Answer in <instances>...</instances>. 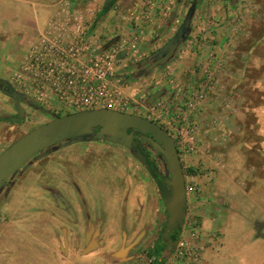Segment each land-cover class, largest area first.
I'll return each mask as SVG.
<instances>
[{
	"label": "rangeland",
	"instance_id": "374dc122",
	"mask_svg": "<svg viewBox=\"0 0 264 264\" xmlns=\"http://www.w3.org/2000/svg\"><path fill=\"white\" fill-rule=\"evenodd\" d=\"M193 1H186L185 12H188ZM218 1L223 5L220 13L224 12L231 31L229 35H226L227 39L224 44L220 43L216 35H212L214 37L204 38L207 42L204 48L196 46L198 38L192 37L196 35L194 32L198 33L192 28V21L196 16V5L191 20L192 35L181 43L168 62L154 67L148 74L147 64L144 68L145 66H140L139 63L131 64L130 61L122 63V65L126 63L129 65L124 71L129 75L125 78L123 88L132 98L128 113L157 123L175 139L186 183L188 187L195 189V191H189L188 194L187 228H190L188 227L190 224L200 232L205 247L203 260L212 261L213 263L210 264H240L239 256L245 254L249 264H256L255 257L264 255V246L250 250L252 242L234 232L228 235V241L221 252L219 249L220 254L212 257V254H217L216 251L213 253L211 250L218 248V236L222 232L218 229L203 230L200 210L198 211L196 206L197 200H200L199 194L202 193L200 187L212 183L219 173L222 176L219 179L221 188L232 189L235 184H245L250 191H263L264 193V0ZM105 7L110 8L109 5ZM138 11L129 10L127 14ZM186 14L183 13V18L178 25H181ZM113 19L114 26L110 27L112 32L109 36L122 35V27L117 24V18L114 16ZM105 27L102 26V28ZM7 29L3 28L5 31ZM224 37L225 35H221V40ZM17 38L19 42H22L21 50L17 53L14 51L9 53L8 50L12 48V45H8L7 52L3 53L5 58L10 56L15 64L23 60L22 51L27 52L30 48L22 35H18ZM4 39L3 37L2 40ZM165 43H162L161 47ZM157 49L146 48L144 50L146 57L151 56ZM198 49H201L200 54ZM186 53H194L200 59V63L192 64L194 76L186 74L180 80L177 79L175 64L182 60ZM7 77L5 76V79ZM155 79H160L163 84L156 86ZM161 90H165V94L150 103L151 95ZM196 92L202 93L204 98L196 110L187 113L188 118L184 122L180 112L186 109L189 97ZM133 93L136 95L132 96ZM26 101L28 113L23 117V121L17 124L0 123V154L32 129L52 121L51 118L43 115L40 109L37 111L38 109L34 106H40L31 101L29 97ZM171 101L174 103L173 107L167 110L162 108L163 104L169 105L167 103ZM0 102L2 103V115L7 117L16 114V110L9 107L7 97L3 96ZM5 108L7 110L4 111ZM208 109H214V111L210 113ZM213 112L216 113L213 114ZM177 115L181 121H178ZM188 125L196 129V149L193 151L185 149L182 134H180L181 129L187 128ZM44 163L45 161H42L35 167V170H30L21 176L18 191H3L0 195V264H50L48 258L57 256V244L55 245L54 242L60 235L57 229H53V233H50L48 227L53 221L58 220V216L63 225L72 224L68 214L59 210L58 203L50 197L49 193L41 190L42 179L39 177L43 172ZM137 164L139 166V161ZM162 166L166 173V165ZM242 167L246 168L244 175L241 173L245 170ZM131 171L137 170L132 167ZM211 175L215 176L209 180ZM204 177L208 181L200 184L198 181ZM146 181L149 182L147 179ZM146 181L145 184L149 187ZM95 183L92 189L98 191L96 187L100 181L96 180ZM65 192L70 194L69 191ZM210 197H215L216 200L219 198L218 196ZM67 198L72 199L71 196ZM72 204L75 205L74 202ZM50 213L52 216H49ZM220 214L223 219L226 217L229 219V215L233 212L229 211V206L225 207L223 204ZM258 219H260L259 215L249 216V220H253L254 223ZM166 222L167 214L162 217L159 227L150 229L151 234L149 233L148 238L152 243L142 245L141 240L132 243L133 250L124 264H135L138 253L144 249H156L153 239L158 238L164 231ZM88 231L89 229L81 231L83 238L86 237ZM107 231L108 229H103L102 233L105 235ZM130 231L128 228L127 232ZM118 233L120 236L121 233ZM158 242L157 245L163 246V243ZM71 247L78 248L73 244ZM87 247L89 243H83L80 248L82 252H87L85 250ZM64 248L66 249V246ZM76 251L79 252V249Z\"/></svg>",
	"mask_w": 264,
	"mask_h": 264
},
{
	"label": "crops",
	"instance_id": "0c3cea01",
	"mask_svg": "<svg viewBox=\"0 0 264 264\" xmlns=\"http://www.w3.org/2000/svg\"><path fill=\"white\" fill-rule=\"evenodd\" d=\"M106 1L0 0V78L4 79L5 76H8L4 80L9 82L10 77L22 61L19 60L20 62L17 61L18 63L15 64L10 56L5 58L3 55L7 52L8 45H12V48L8 50L9 53L12 51L17 53L21 50L22 42H19L18 35H22L23 39L28 42V46L31 47L39 35H56L59 29L57 26L67 22L73 28L75 26L89 27V32L92 35H97L100 39L103 38L101 42H106L114 36H109V33L112 32L110 27L114 26V16L117 18V24L122 27L121 34H129L131 27L127 24L124 16L129 10L140 11L144 0H112L109 9L105 7ZM164 2L167 4L173 2L171 16L165 20L156 18L148 26L144 48L156 49L162 43H167L180 26L178 23L183 18V13L187 12H185L187 2L184 0H164ZM221 4L218 0L217 2L215 0L198 1L196 16L192 21V28L196 29L198 33L194 32L196 35L191 33L190 36L198 38L196 46L199 48H204L207 44L204 38L214 37L212 35H216L221 44L226 42V35H229L231 31L224 12L220 13L223 8ZM102 26L107 28H102ZM63 33L64 31L58 35H63ZM221 35H225L222 40ZM3 37L6 40H2ZM203 40L204 43H202ZM198 52L200 54L201 49ZM22 53L23 59L26 52L22 51ZM199 60L194 53H186V56L175 64L177 79H183L186 74L192 76L194 73L191 68L192 64L200 63ZM3 96L6 97L3 92H0V101ZM9 107L11 106L9 105ZM208 110L210 113L214 111V109ZM1 111L2 103L0 102V118L2 117ZM42 161L45 163L43 172L40 174L41 177H39L42 179L41 190L49 193L50 197L58 203L59 210L67 213L69 221L73 224L63 225L59 216H56L58 220L53 221L52 225L48 227L50 233H53V229H57L60 235L54 242L55 245L57 244V256L48 258L50 264H124L133 250L132 243L138 240H141L142 245L152 243L148 238L150 229L159 227L162 217L167 212L156 183L140 164L138 166V161L129 150L117 143L93 140L92 138L68 144L34 162L25 172H19L7 182L2 191H18L17 187L21 176L30 170H35V167ZM95 161L99 166L91 169V176L86 177L83 163H94ZM132 167L137 171H131ZM243 169L245 170L241 173L244 175L246 168ZM214 176L211 175L209 180ZM221 177V173H219L212 183L201 186L200 200L196 202L202 217L203 230L218 229L222 232L218 236V248L211 250V252L216 251L217 253L216 255L212 254V257L220 254L228 241V235L233 232L252 242L250 250L264 246L263 191H250L245 184H235L232 189L221 188L219 184ZM96 180L100 181L96 187L98 191H93L92 188L96 184ZM145 181L149 187L146 186ZM207 181L208 179L204 177L198 182L202 184ZM188 190L189 187L186 183V191ZM63 191H69L70 194ZM69 196H71V200L67 198ZM210 196L219 198L216 200L215 197L211 198ZM73 202L75 205L72 204ZM223 204L225 207L229 206V211L233 212L229 215V219L228 217L223 219L220 214ZM84 214H88V219L85 222L82 218ZM254 214L260 217L256 223L249 220V216ZM49 216L52 214L50 213ZM54 222L56 223L54 224ZM128 228L131 230L130 232H127ZM134 228L135 230H132ZM83 229H89L84 238L81 235ZM103 229H108L107 233L104 232L105 235L102 233ZM118 232L121 233L120 236ZM83 243H89V247L85 249L87 252H82L80 248ZM62 244L66 246V249L65 246H61ZM72 244L77 245L78 248L71 247ZM78 249L79 252L76 251ZM239 258L240 264H249L245 254ZM255 258L257 259H255L256 264H264V255ZM211 262L204 260V264Z\"/></svg>",
	"mask_w": 264,
	"mask_h": 264
},
{
	"label": "built area",
	"instance_id": "2783aa9c",
	"mask_svg": "<svg viewBox=\"0 0 264 264\" xmlns=\"http://www.w3.org/2000/svg\"><path fill=\"white\" fill-rule=\"evenodd\" d=\"M172 5L173 2L167 4L164 0H144L140 11L124 16L132 28L130 33L114 35L109 42H101L97 35L89 32V27L73 28L64 21L66 24L57 26L56 35H39L11 76V82L34 103L51 108L57 115L100 109L128 113L132 98L123 87L129 75L124 71L129 65L122 63L138 64L146 58L143 44L148 26L156 18L169 19ZM63 31V35H58ZM114 39L116 41L107 46ZM161 83L160 79H155L156 86ZM203 98L200 92L189 97L186 109L180 112L184 122L188 118L187 113L196 110ZM167 104L162 108L167 110L174 105L173 101ZM178 115L177 119L181 121ZM195 131L192 125L181 129L185 149H196ZM192 190L189 187L187 195ZM188 227L185 218L178 230L176 247L164 252L162 258L148 249L140 253L134 263L204 264L205 247L201 234L196 227L190 224Z\"/></svg>",
	"mask_w": 264,
	"mask_h": 264
},
{
	"label": "water",
	"instance_id": "95a60500",
	"mask_svg": "<svg viewBox=\"0 0 264 264\" xmlns=\"http://www.w3.org/2000/svg\"><path fill=\"white\" fill-rule=\"evenodd\" d=\"M111 2L112 0H107L105 6ZM196 5L197 0H194L175 35L162 48L139 63L140 66L148 65L146 68L147 74L154 67L168 62L181 43L189 37L191 20ZM115 41L116 39L112 40L107 46L112 45ZM3 86L10 87L11 92H4L13 98L16 103L20 100L26 101L27 97L25 95L17 93L8 81L0 78V88L2 89ZM164 94L165 90H161L151 95L150 103ZM16 107L19 117L24 116L21 106L17 104ZM34 107L44 113H49L47 109ZM135 132L141 134V137L148 141L151 148L163 156V162L166 165V178L161 182L160 194L168 217L162 239L167 243V251L170 252L171 246L174 247L177 242V240L173 241L170 235L180 229L186 218L185 174L175 139L162 126L144 117L109 109L53 116L52 121L32 129L0 154V195L8 181L13 179L19 172H25L34 162L62 146L86 141L90 138L93 140H107L126 146L132 155L152 173L147 158L136 146Z\"/></svg>",
	"mask_w": 264,
	"mask_h": 264
},
{
	"label": "flooded vegetation",
	"instance_id": "af4514ba",
	"mask_svg": "<svg viewBox=\"0 0 264 264\" xmlns=\"http://www.w3.org/2000/svg\"><path fill=\"white\" fill-rule=\"evenodd\" d=\"M179 28V27H178ZM177 31V30H176ZM176 33V32H175ZM175 35V34H174ZM187 40V39H186ZM166 44V43H165ZM164 44V45H165ZM163 45V46H164ZM162 46V47H163ZM161 46L157 49V50H159L160 48H162ZM144 68H146V66L144 67ZM3 79V78H2ZM5 79V78H4ZM9 79V78H8ZM10 79H11V77H10ZM10 82V84H11V86L13 87V89L17 92V93H21V94H23V95H25L23 92H21L20 90H18L17 89V87L11 82V80L9 81ZM4 91H7V92H11V89H10V87L9 86H3V88L1 89L0 88V92H3L4 93V95H6V97H7V101H8V104L14 109V110H16V114L15 115H12V116H7V117H5V115H2V117L0 118V123H5V122H7V123H18V122H20V121H23V117L24 116H26L27 115V113H28V110H27V106H26V102L25 101H19V102H15V100L13 99V98H11L7 93H5ZM26 97H29V96H27V95H25ZM30 98V100L31 101H33L32 100V98L31 97H29ZM17 104L18 105H20L21 106V108L23 109V111H24V116H22V118L21 117H19V112H18V110H17ZM36 105H38V104H36ZM41 108H43V109H47L48 111H49V113H44V112H42L41 110H40V112L43 114V115H45V116H47L48 118H51V119H53V116H61V114L60 115H57V114H55L52 110H51V108H46V107H44V106H41V105H39ZM37 111H39V110H37ZM16 119V120H12V119ZM43 119V118H42ZM97 131V130H96ZM128 132H130V130H128ZM135 140H136V146L137 147H139L140 148V150L143 152V154L145 155V157L147 158V161H148V163H149V165H150V167H151V169H152V173H150L142 164H141V162L139 161V164H140V166L146 171V173L153 179V181L156 183V185H157V187H158V189H159V192L161 191V189H162V185H161V182L166 178V174H165V172H164V169H163V166L162 165H164V162H163V156L159 153V152H156V151H154L152 148H151V145L148 143V141L147 140H145L143 137H141V134H139L138 132H135ZM120 146H123L124 148H126L127 149V147L126 146H124V145H121L120 144ZM127 150H129V149H127ZM177 151H178V149H177ZM129 152H131L130 150H129ZM131 155H132V153H131ZM133 156V155H132ZM134 157V156H133ZM135 158V157H134ZM136 160H137V158H135ZM92 162H86V163H83V169H85V171H84V173H85V176L86 177H89V176H91V169H94V168H96V167H98L99 166V164H97V162L95 161L94 163H92ZM163 163V164H162ZM182 163V162H181ZM155 175V176H154ZM164 189H166V188H164ZM161 195V194H160ZM161 199H162V201H163V198H162V196H161ZM167 217H168V215H167ZM82 218L84 219V222L88 219V214H84L83 216H82ZM164 232V231H163ZM163 232L159 235V237L158 238H154L153 239V241L155 242V247H156V249H154V248H152V249H150L151 251L153 250L154 251V253L156 254V255H158V258H161L162 257V253H164V252H166L167 251V243L165 242V241H163V239H162V235H163ZM171 237V236H170ZM172 238V237H171ZM160 239H162V242H163V246H160V245H157V243H159L158 241H160ZM172 240L173 241H176L177 240V242H178V236L176 237V239H173L172 238ZM177 242H176V245H177ZM176 245L173 247V246H171V250L173 249V248H175L176 247ZM158 246V247H157ZM154 247V246H153ZM160 249V250H159ZM146 250H148V249H146ZM145 249L144 250H142L141 252H139L138 254H140V253H142V252H144V251H146ZM138 256V255H137Z\"/></svg>",
	"mask_w": 264,
	"mask_h": 264
},
{
	"label": "trees",
	"instance_id": "16d2710c",
	"mask_svg": "<svg viewBox=\"0 0 264 264\" xmlns=\"http://www.w3.org/2000/svg\"><path fill=\"white\" fill-rule=\"evenodd\" d=\"M105 10H107V8H105ZM22 118V117H21ZM8 148V147H7ZM155 176V175H154ZM173 239H176V237L178 236V231H175L174 233H172L171 235H170ZM160 242L161 243H163L162 242V239H160ZM160 250V249H159Z\"/></svg>",
	"mask_w": 264,
	"mask_h": 264
}]
</instances>
